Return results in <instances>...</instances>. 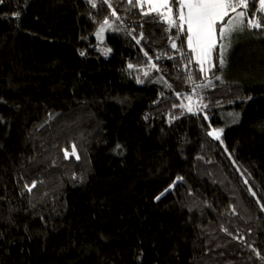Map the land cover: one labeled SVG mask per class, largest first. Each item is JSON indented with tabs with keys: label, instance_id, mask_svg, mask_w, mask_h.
Wrapping results in <instances>:
<instances>
[{
	"label": "trees",
	"instance_id": "obj_1",
	"mask_svg": "<svg viewBox=\"0 0 264 264\" xmlns=\"http://www.w3.org/2000/svg\"><path fill=\"white\" fill-rule=\"evenodd\" d=\"M146 11L0 2V264H264V28L198 88L186 35Z\"/></svg>",
	"mask_w": 264,
	"mask_h": 264
},
{
	"label": "snow or ice",
	"instance_id": "obj_2",
	"mask_svg": "<svg viewBox=\"0 0 264 264\" xmlns=\"http://www.w3.org/2000/svg\"><path fill=\"white\" fill-rule=\"evenodd\" d=\"M2 2V0H0ZM92 2V0H89ZM250 2H252L253 8H255L254 0H178L177 12H173L172 3L170 0H137V4L143 9L144 5H147L148 11L144 12V15L150 13H156L158 17L169 25V28H176L179 34H185L187 40V46L192 56H194L197 64L199 65V71L205 74L207 84L196 85L198 88L209 87L212 84V80L208 78V74L211 73L215 79H221L220 76H216L212 69L216 67L214 63L213 53L217 49L218 55L216 59L219 62L221 68L225 65V57L227 49L231 45V36L235 32H242L245 29H262L264 28V17L257 18L259 13H264V0H259V8L251 15L248 13ZM132 4V0H129ZM95 7V3L92 4ZM133 6H137L133 4ZM239 10V11H238ZM234 13L235 15H231ZM113 15L115 13L113 12ZM225 17H229L225 22ZM107 25V19L104 21ZM219 25V34L217 26ZM104 30V26H101L100 35ZM141 38L143 34L141 33ZM179 38V35L176 37ZM135 39V37H134ZM227 41V42H224ZM137 44L140 40L136 41ZM172 48L177 49V44L173 40ZM179 51V49H177ZM111 49L104 51L105 55H108ZM183 54V53H182ZM83 55V53H81ZM147 55V53H145ZM171 58V57H169ZM159 59V57H157ZM191 62V60L189 61ZM129 68L133 65L129 64ZM155 67V65H153ZM147 75V73H145ZM189 80H192V76H189ZM179 95V94H178ZM191 101V96L187 97ZM175 107V106H174ZM189 113L196 114L200 111V108H193L191 104L182 105ZM206 107V105H204ZM204 119H208L207 115ZM222 129H213L208 132L209 136L215 139H220V133ZM72 155H76L75 145L72 148ZM68 153L65 152L67 158ZM79 159V157H76ZM159 199V197H157Z\"/></svg>",
	"mask_w": 264,
	"mask_h": 264
},
{
	"label": "rangeland",
	"instance_id": "obj_3",
	"mask_svg": "<svg viewBox=\"0 0 264 264\" xmlns=\"http://www.w3.org/2000/svg\"><path fill=\"white\" fill-rule=\"evenodd\" d=\"M144 6L147 9V5L145 4ZM147 11H148V9H147ZM173 12L176 13V11L174 9H173ZM152 14H156V13H152ZM231 14L232 13H230V16H231ZM233 15H235V14H233ZM228 18L229 17H225V22L227 21ZM159 20L161 22L167 24L166 22L162 21L161 19H159ZM114 22H116V23H114ZM110 24H112V26H111V32H116V33H128L129 32V30L126 28V23L124 21H122V20H114ZM253 30H255V29H245L242 32H235V33L232 34V36L230 38L231 39V45L227 49L226 57H225V65H224V68H225V66H227V68L225 69V71L229 72V70H230V67L232 65V63H231V59L232 58H230V57H232L235 53H237V46H238V40H239V38L243 34L247 35V34H249V32H251ZM104 31H107V30H104ZM217 31H218V34H219V25L217 26ZM240 33H241V35L240 36H237ZM252 35H254V33H252ZM224 42H227V41H224ZM247 46L248 45L243 46L241 44L240 45V48L241 49L239 50V52L242 51ZM218 51H219V49H218ZM255 55L257 56V53ZM258 56L261 57V59L264 61V51H260V53H259ZM213 58L215 59V52L213 53ZM238 65H239V69H240V63ZM209 76H210V73L208 74V78H209ZM161 80H166V79H161ZM211 80L212 81H216L215 83H219L220 81H223V78H221L219 80H217V79L214 78V79H211ZM175 89H176L175 87L172 88L173 91H175ZM190 104H191L192 107H195L196 106V104H195V102L193 100H191ZM222 119H224V123L226 124V127L224 126L223 128H221L223 131H222V133H220V137L223 135V133L226 131V129L229 128V126H231L232 124H235V123L238 122L239 117L235 113L234 114H230L229 113V114H222Z\"/></svg>",
	"mask_w": 264,
	"mask_h": 264
}]
</instances>
